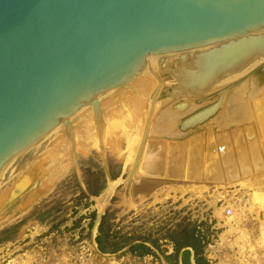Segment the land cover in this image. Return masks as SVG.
<instances>
[{
	"label": "rangeland",
	"instance_id": "obj_1",
	"mask_svg": "<svg viewBox=\"0 0 264 264\" xmlns=\"http://www.w3.org/2000/svg\"><path fill=\"white\" fill-rule=\"evenodd\" d=\"M262 65L263 61L202 98L174 100L169 93L176 83L167 70L176 67L172 62L157 75L164 86L156 105L145 101L139 109V113L144 109V116L142 110L140 116H134L129 109V121L128 116L117 117L116 100L101 108L104 116L110 119L116 114L113 117L118 121L101 145L102 130L97 132L98 140L90 137L79 148H70V137L62 129L44 138L34 155L22 166H15L0 187V264H185L184 251H189L187 260L194 264L192 249L183 248L178 254L174 251L175 242L183 245L186 241L199 243L205 264H264V246L260 245L264 212L257 213L249 190L235 184L219 187L204 182L199 188L188 183L163 185L149 192L150 188L135 191L142 186L134 188L127 182L138 152L136 143L141 137L140 147L147 122L150 131L158 124L163 129L159 134L147 133L151 147L160 143L158 139L183 142L207 128L213 135H221L246 123H257L251 103L264 99ZM242 86L251 88L252 95L244 96L250 102L243 98L234 104L235 91ZM224 91L223 110L196 128L179 131L181 120L214 104ZM125 96L124 101H133V92ZM182 102L189 104L184 112L173 108ZM162 113L173 122L160 126ZM99 114L95 111L87 116L91 115L96 125ZM84 121L82 117L71 125L80 135L85 134ZM65 144L69 147L64 148ZM260 145L264 153L263 141ZM229 153L233 157L232 149ZM111 182H116L113 192L99 209L95 199ZM222 209L227 215L230 212L229 217ZM239 231L245 232V242L240 241Z\"/></svg>",
	"mask_w": 264,
	"mask_h": 264
},
{
	"label": "water",
	"instance_id": "obj_2",
	"mask_svg": "<svg viewBox=\"0 0 264 264\" xmlns=\"http://www.w3.org/2000/svg\"><path fill=\"white\" fill-rule=\"evenodd\" d=\"M213 46L190 59L203 82L264 59V0H0V175L22 152L155 78L182 52ZM182 74L190 72L169 73L182 85L170 98L208 91L185 85Z\"/></svg>",
	"mask_w": 264,
	"mask_h": 264
},
{
	"label": "bare ground",
	"instance_id": "obj_3",
	"mask_svg": "<svg viewBox=\"0 0 264 264\" xmlns=\"http://www.w3.org/2000/svg\"><path fill=\"white\" fill-rule=\"evenodd\" d=\"M253 35H256V34H253ZM215 46L182 52V54L179 57H177L176 60L173 61L174 63H176V67L167 69L170 74L173 70L175 71L177 69H180V67L187 69L190 72V74L181 75L182 78L185 79V85H193L195 87L198 86L200 88V91H203L204 89H207L208 91L206 90L207 92L200 94V95L198 94L197 96H193V95L191 96L190 95H186V96L180 95L179 96L178 95V96L172 97L171 99L175 100L178 98H182V99L183 98H193V99L202 98L205 95L212 92V90L216 89L217 87H220L223 84L227 83L228 81H231L235 78L240 77V75L245 74L248 70L253 68L255 65L261 63L262 61L264 62L263 58L258 59L257 61L253 62L250 66H248L247 68H245L243 71H241L238 74L231 75L229 73L230 75L229 74H227L228 76L225 75V77L227 76L226 78L219 80V81L216 79L217 81L215 80L213 83H212V79L214 78V76L212 75L211 77H209V79H207L206 81L204 80L203 82L202 80L203 73L199 72L200 76L198 75V77L196 74H193L195 73V69L192 64L190 65V59L194 55V53H203L205 51H208L209 49L214 48ZM223 77L224 76L220 78H223ZM156 78L160 82L159 85H157ZM156 78H153L156 83H154L153 80H149L148 82L130 91V92H133V95H134V97H132L133 98L132 102H128L131 98L129 100L127 99L128 101H124L126 100L125 99L126 94L118 98V100L116 99V102L115 101L114 102L117 103L119 107L118 108L119 116L117 117L124 119V116L125 117L128 116L129 118V115H127L130 112L129 111L127 113L129 109L131 111L133 110L131 114H134V116L137 115L139 113V109L143 108L142 106L145 104L144 103L145 101H150L152 107H154L156 105L155 103L160 93V90L164 86L163 85L164 82L162 83V81L158 78V76H156ZM172 79H174L176 83V85L172 87L173 89L175 88L174 89L175 92L182 91V85H180L179 82L174 77H172ZM198 79H199V82L196 81ZM201 84H204L205 86L202 87ZM151 92L153 94L151 96V99H149L148 97ZM247 94L252 95L251 88L247 89L245 88V86L238 88L235 91V96L233 97L232 102L234 104H240L243 98L247 100L246 97H244ZM225 98H226L225 91L221 92L218 95L217 100L215 101L216 106L210 108L208 112L195 113L181 120L178 126L179 131L183 133L184 131L190 130L192 128H196L197 126L207 122L211 116L215 115L223 108ZM188 107H189V104L186 102L178 103L177 105L173 106V108L177 109L180 112H184L186 109H188ZM251 107H252V114L255 120L257 121V123H246L242 125L243 127L242 126L235 127L237 128L236 131H232L228 134L222 133L221 135L220 134L213 135L211 133V128H207L204 133H201L199 135L195 134L189 139H185L183 142H174L170 140L165 141L163 139H158L160 140L159 141L160 143L156 144L155 147L154 146L151 147L150 139H147V133L150 131V128H149L150 122H147L146 123V126L148 125L147 129L146 130L144 129L145 136H144V141H143L142 152L138 159L137 167L135 169L134 175L132 176V181L130 185H133L134 188L135 186L137 187L138 184L139 186H142L140 189L135 188L134 189L135 191L147 190L148 188H150L149 190L150 192L153 190L155 191V189L157 188L159 189L163 185H171V186L173 185V186L179 187L180 185L187 186V184L189 183L191 184V186H195V188H199L200 186L198 184H205V183H207V185L209 186L214 185V186H219V187H222L223 185H226L227 187V186H231L235 184V185H238L239 188L242 187V188L247 189L246 191L249 190L251 192L250 193V196L252 199L251 203L253 204V202H255L254 208L256 209L257 213L259 214L261 212L263 213L264 212V194L261 195L262 194L261 191H264V188H263L264 187V153L263 151H261L260 141H263V147H264V99L260 101H257V99H255L251 103ZM238 108L240 109L239 106ZM103 110L104 109L100 108L99 110L96 111V112L99 111L100 113L99 118H97L99 119V122L97 121L98 124L95 122L96 125L93 124L94 122H92V120L90 119L91 115L86 116L85 119L83 117V120H85L84 121L85 134L83 135H80L77 129L76 131L74 130L76 127L75 128L71 127L72 123L61 128L62 130L66 131V134H68V137H70L67 139L69 142L68 145L70 146V148H71V145L74 148L82 147L83 143L88 142L90 137H93V138L96 137V139L98 140L99 136L97 135V132L99 133V131L101 130L102 132L100 133L101 134L100 139L98 140L100 142V143L98 142L99 145H101V143L104 140H106V138L109 135H111V132L114 130V122L117 121V117L116 119H114L115 117H113L116 114L110 117V119H112V122H111L108 117L104 116ZM141 110H140V113H141ZM144 112H143V116H144ZM140 113L137 116H140ZM168 117L169 116L166 113H162L160 115V120H161L160 122H162L160 126L162 125L163 127L164 123L171 124L173 122L172 120H170V117L169 118ZM129 120L130 118L128 119V121ZM151 128L152 129L150 132L154 134H159L163 130V129L161 130V128L159 127V124H158V127L153 125V127ZM140 139L141 137L138 138L137 143H136L137 150L139 149ZM42 141L43 140L39 141L35 145L31 146L30 148L22 152L13 161H11L9 165H7V167L4 169V171L0 175V187L3 181L10 178V176H12L11 171L15 166L16 167L22 166L21 164H24L28 159H30L34 155L33 154L34 151L42 143ZM69 146L66 145L64 148H67ZM231 149L233 150V157L229 153ZM199 178L200 180L197 181ZM115 184L116 182H111L106 187V189L102 192V194L98 198L95 199L99 209L103 208L105 204L107 203V201L109 200L113 192V188ZM222 210L224 211L225 217H229L230 212L227 215L226 213L227 211L224 209ZM228 219L229 221L233 220V218H228ZM261 235H262V238L260 241V245L264 246V229H262ZM239 239L241 242H243L244 240L246 241L248 239L244 231L242 232L239 231ZM240 249L242 250V254H243L244 252L243 245ZM111 264H114V263H111Z\"/></svg>",
	"mask_w": 264,
	"mask_h": 264
},
{
	"label": "trees",
	"instance_id": "obj_4",
	"mask_svg": "<svg viewBox=\"0 0 264 264\" xmlns=\"http://www.w3.org/2000/svg\"><path fill=\"white\" fill-rule=\"evenodd\" d=\"M175 247H174V251L176 254H178L183 248H190L193 250V260H194V264H205V262L203 261L202 257H201V247L199 245V243L197 241H195V243H188V241H186L183 245L179 244L178 242H175ZM140 248L145 249V247L140 246ZM147 250V249H145ZM189 251H184L183 255H184V263L185 264H190L189 261L187 260V256H189Z\"/></svg>",
	"mask_w": 264,
	"mask_h": 264
}]
</instances>
